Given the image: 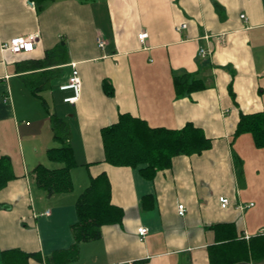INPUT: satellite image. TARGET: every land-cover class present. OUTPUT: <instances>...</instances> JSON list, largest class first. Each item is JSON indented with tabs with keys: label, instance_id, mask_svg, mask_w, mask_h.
<instances>
[{
	"label": "crops",
	"instance_id": "crops-1",
	"mask_svg": "<svg viewBox=\"0 0 264 264\" xmlns=\"http://www.w3.org/2000/svg\"><path fill=\"white\" fill-rule=\"evenodd\" d=\"M32 3L0 0L1 42L39 33L32 52L0 49V146L7 144L6 133L20 135L33 124L43 137L52 131L39 98L57 87L73 111L62 119L70 125L76 166L72 190L48 194L32 172L38 165H62L37 164L24 152L23 165L12 167L16 178L0 191V260L3 251L20 249L40 254L44 264H210L214 225L264 236V147L249 133L235 136L241 114L264 112V0H49L42 9ZM142 32L148 34L144 42ZM62 40L66 63L52 67L49 88L35 94L22 76L45 69L22 66L43 60ZM75 67L81 90L72 104L64 100L74 90L61 86ZM184 74L205 88L177 95L174 77ZM105 80L113 96L105 94ZM125 113L151 127L192 124L210 139V148L174 157L153 180L110 165L101 130ZM102 173L110 180L112 203L124 211L122 224L103 226L99 238L80 243L76 258L65 259L75 242L77 201ZM221 197L229 207L222 208ZM141 226L149 229L145 236L138 233ZM235 264H264V258Z\"/></svg>",
	"mask_w": 264,
	"mask_h": 264
},
{
	"label": "trees",
	"instance_id": "trees-1",
	"mask_svg": "<svg viewBox=\"0 0 264 264\" xmlns=\"http://www.w3.org/2000/svg\"><path fill=\"white\" fill-rule=\"evenodd\" d=\"M30 1L42 9V4L49 0ZM65 52L67 45L62 40L46 52L43 60L24 63L22 68H26L25 70L45 69L22 76V80L31 85L35 94L49 88L51 74L56 69L51 68L66 63ZM174 84L179 96L205 88L201 80L192 79L189 74L175 76ZM102 87L106 95L113 96V87L107 80ZM51 127L55 141H69L71 133L67 120L51 115ZM244 133L252 135L256 146L264 147V112L240 115L235 136ZM101 135L106 163L137 169L148 180H153L158 171L170 168L174 157L201 154L211 145L203 131L192 124H187L182 129L151 127L145 120L127 113L120 114L116 123L102 128ZM47 156L50 161L62 166L52 169L38 165L32 172L36 184L48 194L70 192L73 188L71 170L76 166L72 148L69 144L50 148ZM239 176L241 177V171ZM15 178L10 157L1 155L0 191ZM76 207L78 221L72 225L75 242L61 256L65 259L76 258L81 242L99 238L103 226L120 225L124 218L123 209L112 203L111 183L105 173L91 179ZM212 229L216 235V244L209 247L210 264H235L248 259L264 258V236L251 237L247 242L242 234H238L234 224H216ZM51 259L54 260V257ZM31 260L44 264L40 254H29L20 249L3 251L0 264H30Z\"/></svg>",
	"mask_w": 264,
	"mask_h": 264
},
{
	"label": "rangeland",
	"instance_id": "rangeland-1",
	"mask_svg": "<svg viewBox=\"0 0 264 264\" xmlns=\"http://www.w3.org/2000/svg\"><path fill=\"white\" fill-rule=\"evenodd\" d=\"M41 96L42 98H39L40 104L49 115L55 114L56 116L61 118L71 119L69 115L73 114V111H67L68 107L66 105H63L62 94L59 93L57 87H55L52 91L43 92ZM45 103L47 104V106H45ZM52 136V131L50 129L48 131V134H45L43 137L41 128H36L35 124H33L29 128L22 130L20 132V135L16 134L15 131H13L12 134L6 133L7 144H5V146H0V152H5L10 156L13 168H15L16 166H20L23 163L24 152L26 153L27 159L30 158L33 161L39 160L43 164L50 165L51 163L46 156V147L49 148L54 146H68L69 142L68 140L54 141ZM42 156L44 159L40 158ZM39 161L35 163L38 164L40 163Z\"/></svg>",
	"mask_w": 264,
	"mask_h": 264
},
{
	"label": "built area",
	"instance_id": "built-area-1",
	"mask_svg": "<svg viewBox=\"0 0 264 264\" xmlns=\"http://www.w3.org/2000/svg\"><path fill=\"white\" fill-rule=\"evenodd\" d=\"M33 4V3H32ZM243 19H246L245 15L241 16ZM186 25H183L185 27ZM148 37V34L146 32H142L139 35L140 41L144 42V40ZM39 40V33H31L27 36H20L11 39L9 42H1L0 41V49L2 52H10L12 54H21V53H29L32 52L38 43ZM104 43L99 42V46L103 47ZM200 55L205 56L206 52L204 49L200 50ZM75 66V65H74ZM74 90L75 94L71 97L65 98L66 103H75L80 95V90H81V82H80V77L79 73L76 70V67L73 70L72 75L70 76L68 82L64 85L61 86V90ZM219 201L221 203L222 208H227L230 206V200L225 197L219 198ZM253 204H250L252 206ZM179 214L181 216L185 215L186 209L183 205H180L178 207ZM149 229L146 226H141L138 228V233L140 236H145L148 234ZM245 239H249L250 237L248 235L244 236Z\"/></svg>",
	"mask_w": 264,
	"mask_h": 264
}]
</instances>
